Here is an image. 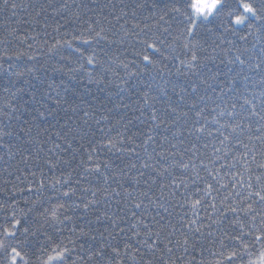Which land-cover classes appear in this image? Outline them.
Masks as SVG:
<instances>
[{"label":"snow or ice","instance_id":"1","mask_svg":"<svg viewBox=\"0 0 264 264\" xmlns=\"http://www.w3.org/2000/svg\"><path fill=\"white\" fill-rule=\"evenodd\" d=\"M3 2L8 7V0ZM15 7L13 4L12 8ZM61 7L67 8L68 5ZM143 7L145 5L137 0L133 5V19L135 9ZM121 18L115 17L117 23ZM89 21L85 22L83 31L73 37L75 40L89 47L93 44L99 46L101 42H117L109 35L111 27L106 29L99 20ZM125 24H120L119 29L111 33L116 36L122 30L120 46L126 49L130 45L132 48V52L127 54L130 59L120 60L113 73L118 76L119 69H123L124 76L119 77L120 83L113 85L108 78V73L113 72L112 64L117 61L110 60L105 66L103 57L95 49L85 57L76 48L74 51L79 54L77 66L69 67L66 73L63 68L54 69L70 79L86 78L89 85L95 84L101 92L108 93L109 103L113 96L117 97L114 109H107L98 119L96 103L100 104L101 110L105 109L98 97L89 100L79 91L70 90L63 82L53 81L46 84L41 82L39 87L31 85L27 99L20 96L19 104L15 102L18 93L13 92L14 100L2 110L7 119L0 121V152L5 151L7 144L10 158L19 154L20 162L25 164L23 173L29 174L32 177L30 185H35L30 186L28 192H34L36 199L26 201L23 208L17 207L14 198L11 204L0 203V264H88L92 260L97 264H120L119 244L113 241L126 236L129 230L137 243L153 256L157 251L172 253V246L180 244V241L173 240V236L181 234L185 252L190 243L195 248L196 244L207 240L216 249L211 253L215 257L211 264H264V151L259 152L261 162H258L256 148L257 141L264 146V91L259 97L253 95L251 100L245 99L240 105L241 112L235 111V103L231 106L232 111L212 108L208 112L206 106H201L212 98L209 90L220 97L225 94L223 88L218 91L217 86L208 83L209 78L218 79L208 67L216 58L217 49L226 52L230 57L228 64L239 65L241 72L247 65L248 72L259 73V83L264 86V0H170L160 10L155 30L145 26L137 31L139 25H133L128 30ZM201 27L209 37L215 38L204 39L198 32ZM250 36L256 40L251 48L236 47L238 42L247 44ZM64 45L72 48L71 42L57 40L48 48V52L53 53ZM141 66L144 71H140ZM149 69H154L155 75ZM206 72L208 77L205 76ZM173 76L176 79H172ZM181 77L184 79L181 80ZM242 78L248 81L251 76L246 74ZM158 104L162 107H157ZM118 109L138 112L139 115H133L132 119L121 115L116 124L123 122L125 129H128L129 125L135 126L133 122L138 121L147 128L146 132L137 128L127 137L129 141L144 137L142 144L136 147H143L147 155L139 167L136 163L126 165L127 171L125 168L117 171L107 160L101 162L98 159L99 149L93 147L97 143V133H105L100 137L101 148L109 152L115 149L121 156L129 152L137 160L141 159L135 148L123 146L125 138L122 133H117L119 139L113 140L107 135L113 128L100 127L102 123L111 124L110 113ZM243 112L248 115H243ZM209 114L212 115L211 122L208 120ZM255 116H259V120L255 121L259 126L253 131L254 121L251 118ZM225 117L224 123H220V119ZM238 118L239 122H236ZM245 120L247 129L243 123ZM209 123L218 125L216 135L213 136L211 132L208 135L219 140L221 148L226 149L222 158L227 161L231 157V163L220 165L217 169L215 166L219 161L213 160V167L209 169L202 162L195 143L184 152L201 159L200 165L194 159L186 162L183 155L177 159L178 143H184L185 132L190 142L193 136L199 141ZM161 132L171 133V139L164 135L158 143L155 137ZM243 135L248 136L252 148L240 139ZM6 137H11V141ZM173 140L177 143H172ZM49 143L52 144L50 148L47 147ZM164 143L172 151L164 149ZM240 146L245 149L244 153L233 155V151L238 152ZM203 147L207 148L208 145L205 143ZM13 148L17 150L16 153L12 152ZM212 148L213 154L219 156L221 148L215 145ZM78 154L81 159L76 168L80 171L77 172L75 186H71L73 181L70 178L55 180L52 187L60 193L58 199L64 202L45 207L41 199L46 187L41 162L49 171L59 164L71 168ZM65 155L71 156V160L61 158ZM153 160L155 164L150 163ZM169 160L173 163L169 164ZM28 164L33 167H27ZM252 164L256 165L255 171L258 173L255 183L252 182ZM170 167L178 169L179 175L185 176V179L177 181V175L169 170ZM144 170L149 171L146 174ZM133 171L135 174H132ZM189 171L195 175L189 176ZM201 171L206 175L201 176ZM16 172H21V169L17 168ZM38 172L40 181L36 185ZM221 172L225 176L231 175L229 183H221L224 178ZM245 174L247 180L243 179ZM8 175L11 177L12 173ZM71 176L72 172H69L68 177ZM16 178L21 179L20 176ZM23 179H28V176ZM188 180L196 190V198L190 205L194 218H189L187 211L188 192L191 191ZM201 181L205 182L203 188L198 183ZM82 182L89 186L81 188ZM113 184L116 187H112ZM57 185L60 187L57 188ZM61 189L66 190L61 192ZM157 189L159 196H156ZM77 190L81 193L79 197H76ZM213 192L217 195L209 203L207 197ZM89 194L91 198L85 199ZM177 198H183L185 203H179ZM217 198L220 199L219 205ZM48 199L51 200V197ZM169 208L173 211L183 210L178 226L172 223L173 211H169ZM200 208L212 209L208 214L210 224L205 225L204 218L198 216ZM77 211L82 213L79 217L75 216ZM77 221L82 223L77 224ZM70 222L74 227L68 228V235L65 236L64 231ZM100 224L104 225L103 232L96 227ZM213 226L214 230L204 231ZM124 247L127 249L129 245L125 244ZM144 264H151V261L145 260Z\"/></svg>","mask_w":264,"mask_h":264},{"label":"trees","instance_id":"2","mask_svg":"<svg viewBox=\"0 0 264 264\" xmlns=\"http://www.w3.org/2000/svg\"><path fill=\"white\" fill-rule=\"evenodd\" d=\"M170 0H139L140 4L145 5L143 8L135 9V19L132 18L133 14V5L137 3V0H8V7L4 6L3 0H0V121L6 120L7 117L3 114V109L6 105L14 100L11 95L13 92H17L18 96L15 98V102L19 104V97L23 96L27 99L28 94L31 91V85L35 84L37 87L43 83H49L55 81L56 83L63 82L70 90H77L80 93L84 94L85 97L89 100H92L93 97H98L100 101H102L105 105V109H100V104L96 103V109L98 112L97 118L99 119L100 115L105 114L107 109H114L115 104L117 102V97H112V102L109 103L107 96V92H101L97 85L87 83L86 78L81 79H70L69 76L64 73L67 72L69 67L77 66V61L79 60V54L74 51V49L79 48L84 56L87 57L91 55L93 49L100 56L103 57L105 61V66H107L110 60H116L117 63L112 64L113 72L108 73V78L113 81V85L120 83L119 77L124 76L123 69H119V75H113V73L117 70L118 64L120 60L127 61L130 59L128 53L132 52V48L130 45L125 47H121L119 44V36L123 35V31L121 30L118 35L112 36V32H116L119 29L120 24H125V20L127 23L125 24V28L131 30L133 25H139V28L136 30L139 31L140 28H144L145 26L151 27L155 30V26L158 23V16L160 14V10L166 3H169ZM15 4V9L12 8V5ZM67 4V8H62L61 6ZM127 5L125 8L124 6ZM155 5V7H153ZM59 9V11H57ZM127 13V16L124 17V13ZM123 17L117 23L115 17ZM79 17V19H77ZM89 18L91 20L89 21ZM96 20L101 21L102 26L106 29L111 27V31L109 35L111 39L116 40V43H103L99 46L93 44L91 47L88 45H84L80 40H75L73 37L75 35L80 34L83 31V27L86 21L94 22ZM198 32L202 34L204 39H214L215 37H209L207 33H205L204 29L201 27L198 29ZM82 38H86L82 37ZM230 39H237L232 38ZM68 41L72 43V48L64 45L59 47L55 52L49 53L48 48L55 43V41ZM256 43L255 37L250 36L248 38L247 44L237 43L236 47L243 48L249 47ZM29 44L32 45L29 48ZM173 47L175 44L173 43ZM230 47V46H229ZM209 51L211 49L209 48ZM233 54H235V48L232 49ZM33 57V59H29V57ZM230 57L226 54V52H221L219 49L216 50V58L208 64V67L212 70L213 75H217L218 79L212 80L208 79V83L214 86H217V90L220 88L224 89V96L220 97L211 93L209 90V94L212 96L211 99L205 101V104L201 106H206V110L210 112L212 108H216L217 111L226 110L232 111V104H236V112H241V107L244 103L245 99L251 100L253 95L259 97L261 92L264 91V86L259 83L260 74H252L247 71V65H245V69L241 72L239 65L228 64V60ZM171 62H169L170 64ZM159 66V65H158ZM56 68H63L64 73L54 71ZM232 69V71H230ZM133 71L136 69H132ZM140 71H144L143 66L140 67ZM152 75H155L154 69H149ZM175 68H173V72ZM240 73L239 75H236ZM165 74L167 75V70H165ZM251 76V79L245 81L242 77L244 75ZM205 76L208 77L209 74L206 72ZM126 78V77H125ZM147 78V77H146ZM234 78V82H233ZM159 80V77L157 78ZM172 79H176L175 76ZM181 80L184 78L181 77ZM161 83H163L161 81ZM231 89V91H229ZM22 90V91H18ZM113 91L115 89L113 88ZM127 95V93L125 94ZM134 99V98H133ZM127 103V101H125ZM219 106V107H217ZM157 107H162V105H157ZM257 110H259V101L257 100ZM121 115H127L128 119H132L133 115H139V113H132L130 110L126 109H118L114 110L110 113L111 124L102 123L100 127L104 129H108L109 127L113 128V131L107 133L113 140H118L119 137L117 133H122L124 136V144L123 146L126 148H135L137 152L140 154V160H137L136 156L132 155L129 152H125L123 156L120 153H117L115 149L109 152L106 148H101V140L100 137L105 135V133H97V143L93 145V147H97L99 149L98 159L103 162L105 160L109 161L112 168H115L119 171L120 168H125L126 165H130L131 163H136L137 167H139L142 160L147 159V155L143 151V147H136L138 144H142L144 137H137L135 141H129L127 139L128 136L132 135L137 131V128L143 129V131H147V128L143 125H140L138 121H134L133 125H129L128 129H125L123 122L121 124H116V120ZM243 115L247 116V112H243ZM212 115H208V120L211 122ZM227 119L221 118L220 123H224V120ZM254 122L252 124V129H255L259 126L255 121L259 120V116H255L251 118ZM236 122H239V118ZM203 123V121H201ZM244 127L247 129V120L244 122ZM218 125H214L209 123L206 131L203 134V138L199 141H196L195 136L191 138V142L187 138V134L185 132V136L183 137L184 143H178V153L177 159L183 155L184 160L187 162L189 159H194L197 165H200L201 159H197L195 157H190L188 154L184 152L185 149H191L192 143L197 145V151L200 156L203 158V163L208 165L209 169L213 167L211 161L218 160L219 162L216 164V168L218 169L220 165L231 163V157L229 160L225 161L223 157V152L226 149L221 148L218 139H213L212 136L208 135V132H211L213 136L216 135V129ZM34 135V133H33ZM164 135H168L169 139H171V133H163L156 135V141L159 143ZM6 140L11 141V137H6ZM244 144H248L249 148H252V144L248 141V136L243 135L240 137ZM106 143V141H105ZM172 143H177V141L173 140ZM207 144L208 147L204 148L203 145ZM233 144L236 141H232ZM215 145L217 148H221V153L219 156L213 154L212 146ZM118 147L121 145L118 143ZM37 147H39V143H37ZM47 147H52V144L49 143ZM164 149L168 151H172L169 149L167 143L163 145ZM257 148V161L261 162V158L259 156L260 151H264V146H261L259 142H256ZM152 147H149V153H151ZM157 151H160L157 148ZM245 149L243 146H240L239 151H233V155L240 156L243 154ZM13 153H16L17 150L15 148L12 149ZM43 157V153L41 154ZM95 155V154H94ZM64 160H71V156H62ZM86 158V154H85ZM81 159V156L78 154L75 161L72 162V167L69 168L65 164H59L55 169L49 171L47 167H44L41 162V168L45 173V184L46 187L43 191V195L41 197L44 202L45 207H50L53 203L64 202L63 199H58L60 193L55 191L52 187L55 180L62 178H70L73 181L71 186H75V181L78 178L77 172L80 169L76 168V164ZM251 159V157H249ZM21 158L19 154L14 155L12 158L9 157L8 146L5 145V151L0 152V203H8L11 204L13 198L17 202V207L23 208L25 207V202L36 199L35 193H29L28 188L30 186L35 187V185H30V181L32 177L23 173V169L25 164L21 163ZM150 163L155 164L156 161H150ZM173 163L169 160V164ZM27 167L32 168V164H28ZM253 175L252 182L255 183V176L258 174L255 169L256 165L252 164ZM21 169V172H16V169ZM75 169V171H73ZM170 171H173L174 174L177 175V181L184 180L185 176L179 175V170L174 169L172 167L169 168ZM243 170V169H241ZM103 172L104 170L101 169ZM127 171V168H125ZM147 174L149 170H144ZM227 169H225V172ZM11 172L12 176L9 177L8 173ZM69 172H72V176L68 177ZM132 174H135L133 171ZM215 174V172H214ZM189 176H194L195 174L191 171L188 173ZM201 176H205L206 172L201 171ZM220 175L224 177L221 180V183H229L231 180V175L225 176L224 172H221ZM20 176L21 179H17L16 177ZM24 176H28V179H23ZM237 179H240L237 176ZM244 180L248 179L247 174L243 177ZM40 181L39 172L37 173L35 184L38 185ZM190 185L191 191L188 192V200L187 204L189 207L187 211L189 213V218H194L192 209L190 207L192 201L196 198L195 196V188L191 186V180L187 181ZM211 182V181H208ZM143 183V182H142ZM200 187L203 188L205 186V182L201 181ZM89 185L85 183H81L80 187H88ZM102 186V182L101 185ZM127 186V185H126ZM57 188L60 186L57 185ZM112 187H116L115 184ZM219 187V185H217ZM66 189H61V192ZM119 190V189H118ZM183 192L184 190L181 189ZM231 191V189H230ZM226 193H221V195H225ZM81 195L80 191L77 190L76 197ZM159 189L156 190V196H159ZM216 192H213L211 196L207 197L209 203L212 202V198L216 197ZM167 196V193H165ZM51 197V200L48 198ZM76 197H73L75 199ZM90 194L85 197V199H89ZM155 198V197H154ZM99 199V197H98ZM179 203H185L183 198H177ZM174 203L176 201H173ZM216 203L220 204V199H216ZM42 210V209H41ZM154 211V210H153ZM169 211H173V209L169 208ZM161 212L163 210L161 209ZM212 212L211 208H200L198 212V216L204 218V224H210L211 220L208 219V214ZM71 214V213H69ZM82 213L77 211L75 216L79 217ZM166 215V214H165ZM183 215V210L176 209L173 211L172 223L178 226V221L180 216ZM89 218L95 219L94 216H90ZM82 223L81 221H77V224ZM130 223H134V221H130ZM74 227L73 223H68L64 235H68V228ZM99 228V231H104V225H96ZM127 227V225H125ZM215 226L212 229L205 228L204 231L207 233L209 230H214ZM171 227H169V231H171ZM247 231V229H245ZM258 234V233H257ZM97 235H99L97 233ZM183 235L176 234L173 236L174 241H180L178 246L173 245L172 253H167L166 251H157L155 256L152 253L148 252L147 249L142 248L136 241L135 237L132 235V231L129 230L126 236L119 237L116 241H113L114 244H119V250L121 252L120 264H144L145 260L151 261V264H164L165 261L168 264H211L215 260V257L211 255L213 251L216 249L212 247L207 240H203L201 243L196 244L195 248L192 247V243L188 246V251L185 252L183 246ZM166 242V241H165ZM125 244H128L129 247L126 249L124 247ZM146 253V254H144ZM143 254V255H142ZM245 261L247 260V256L244 257ZM88 264H97L95 260L89 261ZM103 264V262H101Z\"/></svg>","mask_w":264,"mask_h":264}]
</instances>
